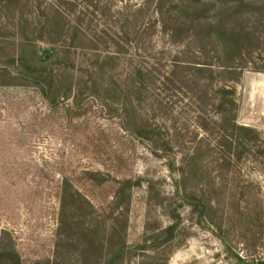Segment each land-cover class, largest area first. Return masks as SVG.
I'll return each mask as SVG.
<instances>
[{
    "label": "rangeland",
    "instance_id": "1",
    "mask_svg": "<svg viewBox=\"0 0 264 264\" xmlns=\"http://www.w3.org/2000/svg\"><path fill=\"white\" fill-rule=\"evenodd\" d=\"M190 1L0 0V244L15 242L24 263L105 264L122 236L134 246L169 224L171 203L183 244L170 259L169 244L133 248L123 264L264 257V0H205L212 5L202 19L222 18L235 32L175 37L169 18ZM26 37L44 58L53 47L71 51L43 65L73 71L74 83H84L77 100L73 93L53 104L15 77ZM225 48L242 53L228 57ZM224 85L237 101L236 122L260 132L242 152L218 125ZM198 146L223 189L221 230L199 223L182 198L180 166ZM222 152L233 159L226 171L215 167ZM88 171L107 180L99 184ZM66 177L95 207L78 198L68 211L77 218L71 231L61 224ZM124 178L138 184L129 208L114 209L116 179ZM187 187L200 188L194 181ZM83 234L93 238L91 250L79 241Z\"/></svg>",
    "mask_w": 264,
    "mask_h": 264
},
{
    "label": "trees",
    "instance_id": "2",
    "mask_svg": "<svg viewBox=\"0 0 264 264\" xmlns=\"http://www.w3.org/2000/svg\"><path fill=\"white\" fill-rule=\"evenodd\" d=\"M211 3L205 0H191L190 2H182L180 4L179 13L177 15L170 16L169 20L173 23L174 29L173 36H177L178 32L193 31L195 34L209 35L216 28L221 29L224 32L231 33L235 32L234 27H229L224 24L225 21L222 18L216 23L212 21L203 20L202 16L205 12L209 10ZM230 11L234 13L235 10L232 7L225 8V11ZM180 33V34H181ZM23 43H21V50L19 53V65L18 71L15 73V77L22 80L25 85L37 86L42 95L49 100L51 103L55 104L59 99H69L74 93V99L77 100L80 95L83 94V84L80 85V81L74 83L75 74L73 71L62 70L61 67L55 70L48 69L43 63L64 56V58H70L69 50H63L59 48H52L49 50L51 56L49 58H44L39 55L37 50V45L33 40L26 37ZM234 42V41H231ZM225 54L228 57H235L241 55V51L236 48H225ZM62 53V54H61ZM61 54V55H60ZM72 62V61H71ZM177 68H187L189 64H179L175 63ZM182 65V66H181ZM202 67V66H199ZM174 68L170 75L175 77L178 69ZM63 71V72H62ZM67 72H70L67 73ZM78 81V80H76ZM75 84V85H74ZM75 86V88H74ZM220 92H223L221 99H219L218 106L221 110L220 118L218 121L219 128L223 136L227 137L231 143L237 147L241 152L246 150L249 139L251 135H259L260 132L247 125H240L236 122V112H237V101L232 97L228 98L227 93H232L233 90L230 88H225V85L219 88ZM242 146V147H241ZM209 147V146H208ZM202 146L195 147V149L186 156L181 164V179L183 182V200L190 206L191 211L196 213L199 217V223L209 222L218 227L221 230V221L217 222L216 217L218 211L220 210L221 200L223 199V189L218 186V182L215 177L212 176L211 170L208 166L204 165L201 156L203 155ZM260 153L264 154V146L261 147ZM215 167L217 170L226 171L232 166L233 159L225 152L221 153V156L215 160ZM87 175L89 179L101 184L107 180L98 171H88ZM117 187L115 189L112 205L113 208H129L130 200L132 198V189L138 183L132 178L116 179ZM189 181H194L200 188L197 191L192 190L187 187ZM192 188V187H191ZM218 188V190H217ZM177 191L180 189L179 184L176 185ZM216 194L215 195L213 194ZM78 198L84 199V202L92 206L93 204L87 200L78 189H75L69 178H65L62 186V196H61V224L70 226V231L75 227L77 223V218L74 215H69V210L72 205L76 203ZM171 208L170 222L164 227L156 229L154 231L146 232L144 236L143 243L135 244L130 246L127 243L125 237H121L117 244L112 245L111 255L105 264H123L126 255L130 252L132 254L133 248L137 249H147V248H160L163 245L169 244L170 252L169 259L174 250L183 244L180 241V229H181V215L177 212V208ZM99 223L105 224V220L98 221ZM118 230L113 226V234H117ZM88 234H83L79 237L81 243L89 242L86 250H91V245L94 244V240L91 237L88 239ZM71 243H75L73 236H67ZM78 243V242H77ZM79 244V243H78ZM85 251V250H84ZM241 264H264V257L255 258L254 260L246 261L241 257H238ZM0 264H48L43 261H35L30 263H24L21 254L16 248L15 242L10 241L8 243L0 244ZM83 264H88L84 262Z\"/></svg>",
    "mask_w": 264,
    "mask_h": 264
},
{
    "label": "bare ground",
    "instance_id": "3",
    "mask_svg": "<svg viewBox=\"0 0 264 264\" xmlns=\"http://www.w3.org/2000/svg\"><path fill=\"white\" fill-rule=\"evenodd\" d=\"M262 77L264 78V75Z\"/></svg>",
    "mask_w": 264,
    "mask_h": 264
}]
</instances>
